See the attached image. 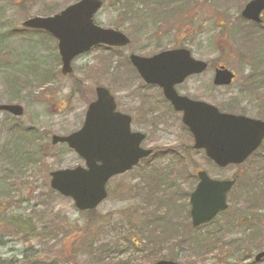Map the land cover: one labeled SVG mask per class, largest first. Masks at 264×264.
I'll list each match as a JSON object with an SVG mask.
<instances>
[{
  "label": "rangeland",
  "instance_id": "obj_1",
  "mask_svg": "<svg viewBox=\"0 0 264 264\" xmlns=\"http://www.w3.org/2000/svg\"><path fill=\"white\" fill-rule=\"evenodd\" d=\"M76 1L0 0V103L25 107L22 117L0 114V260L22 262L30 254L32 260L58 264H148L161 258L245 264V253L251 258L264 250V183L251 185L247 179L255 177L264 145L241 166L216 168L193 148L181 115L165 103L146 102L153 90L128 56L189 48L210 69L183 83L188 95L264 119V24L256 27L242 18L250 0H104L98 22L121 29L132 42L117 51L95 48L74 60L73 73L63 74L58 42L21 28L31 16H47ZM221 65L237 76L230 86L213 85L215 68ZM251 77L250 85L245 80ZM98 85L109 87L119 108L132 114L133 128L148 134L145 147L172 156L146 158L133 171L113 177L108 198L95 210L80 212L70 197L51 188L50 173L82 162L64 144H52V136L81 127ZM20 156L31 162L22 165ZM199 169L218 179L244 177L229 194V209L204 228L193 227L187 217ZM253 200L259 205L257 218L248 208ZM222 228L219 239L226 241L221 248L210 237ZM205 235L204 246L196 249L193 239ZM236 245L242 254L238 259Z\"/></svg>",
  "mask_w": 264,
  "mask_h": 264
},
{
  "label": "water",
  "instance_id": "obj_2",
  "mask_svg": "<svg viewBox=\"0 0 264 264\" xmlns=\"http://www.w3.org/2000/svg\"><path fill=\"white\" fill-rule=\"evenodd\" d=\"M102 7L100 0H81L61 13L50 17H32L24 25L44 29L59 41L62 73L72 71L75 56L89 51L96 44L126 46L130 38L119 30L102 28L95 24L94 14ZM244 19L262 22L264 0H251L242 10ZM134 66L149 84L163 88L175 109L183 112L182 122L193 133L195 149L205 150L216 164L225 167L241 164L260 147L264 138V120L244 115L221 112L214 105L201 100L180 96L175 85L186 77L202 73L207 63L191 56L187 48L171 49L150 58L130 56ZM235 78L225 66L216 69L214 83L230 84ZM97 100L90 103L83 127L66 136H52L53 144L66 143L77 155L85 159L86 166L62 168L51 172V187L71 197L76 207L91 210L107 197L106 184L114 175L133 169L143 157L151 153L142 149L145 134L131 131L130 116L116 111V103L109 89L98 86ZM22 116L24 107L11 103L1 104L0 112ZM200 181L191 194V218L194 226L210 222L227 209V194L235 179H213L200 171ZM264 257V251L255 260ZM152 264H182L173 260H159Z\"/></svg>",
  "mask_w": 264,
  "mask_h": 264
},
{
  "label": "flooded vegetation",
  "instance_id": "obj_3",
  "mask_svg": "<svg viewBox=\"0 0 264 264\" xmlns=\"http://www.w3.org/2000/svg\"><path fill=\"white\" fill-rule=\"evenodd\" d=\"M264 17V11L262 12V21H263V18ZM247 21H249V22H252V23H254L255 24V26L257 27H260V26H262V24H264V21L263 22H257V23H255V22H253V21H250V20H247ZM246 58H248V56L246 57ZM260 64H262V63H260ZM247 65H250V66H256V65H258V64H253V63H250V62H247ZM216 69H217V67L215 68V71H216ZM260 69H264V64H262V66H261V68ZM215 71H214V73H215ZM254 74L255 75H257V78H259L260 77V73L258 74V73H256V72H254ZM198 75H201V74H198ZM196 76V75H195ZM253 77H251V78H247L245 81L246 82H248L249 81V79H252ZM257 78H255V80H258ZM214 80V79H213ZM184 83V82H183ZM250 85L251 84H253L254 82L253 81H249L248 82ZM247 83V84H248ZM257 83V82H256ZM213 85H214V83H213ZM258 85V84H257ZM261 85H263L262 83H261ZM182 86H183V84H181V85H177L176 86V90H178V92L180 93V94H182V95H187V96H189V97H191L190 95H188V90L186 91L185 89H182ZM215 87H227V86H219V85H214ZM258 86H260V85H258ZM244 87H246L245 85H244ZM150 88V90L152 89L153 90V92H151L150 93V95L148 94L147 96H146V102L149 104V103H154L155 105L157 104V105H162L163 103H165V104H167L168 105V108H169V110L170 111H173V112H175V113H177V114H179V115H181V117H182V113L181 112H178V111H176L174 108H173V106H172V103L170 102V101H168L167 100V98L165 97V95H164V92H163V90H161L158 86H151V87H149ZM185 92H187V93H185ZM192 98V97H191ZM192 99H199V100H203V99H201V98H198V97H195V98H192ZM156 101V102H155ZM203 101H205V100H203ZM207 101V100H206ZM216 106V105H215ZM218 107V106H217ZM219 108V107H218ZM264 108V107H263ZM262 108V110H264ZM219 109H223L222 111H224V112H228V111H231V110H227V109H225L224 107H221V108H219ZM121 110V109H120ZM122 111V110H121ZM151 113V112H150ZM132 115V114H131ZM132 120H133V116H132ZM146 134V133H145ZM148 140V134H146V139L144 140V141H147ZM149 149H151L152 150V152H151V154L149 155V157H146V158H149L150 160H153L154 159V157H165V155H167L168 153H169V155H170V157L172 156L171 155V153L170 152H165V153H163V151L161 152V154L159 155V151H158V148L157 147H149ZM145 158V159H146ZM144 159V160H145ZM264 159V157L262 158V160ZM230 166H227V167H224V168H229ZM216 168H219V167H216ZM221 168V167H220ZM219 168V169H220ZM223 169V168H222ZM199 170H201V169H199ZM198 170V171H199ZM133 171V170H132ZM127 173V172H126ZM124 174V173H123ZM198 177H197V183H198V181H199V175H198V172H197V174H196ZM213 177V176H212ZM214 178V177H213ZM216 178V177H215ZM214 178V179H215ZM236 179V183H235V187H237L239 184V180H238V178H237V176L235 175V176H233V177H231L230 179ZM224 179H228V178H224ZM196 183V184H197ZM247 185H249L248 183H247V181L245 182ZM234 187V188H235ZM233 188V189H234ZM232 189V190H233ZM231 190V191H232ZM191 193V192H190ZM189 193V194H190ZM231 193V192H230ZM229 193V194H230ZM189 200H190V198H189ZM228 203H229V199H228ZM190 206V205H189ZM223 212H221L219 215H217V217H219L221 214H222ZM217 217H215V219H213L210 223H206V224H203V225H201L200 227H202V228H204V227H207V226H210L213 222H215V220H217L218 218ZM243 224V223H242ZM250 225V224H249ZM204 226V227H203ZM233 226H238L237 224H233L232 225V227ZM241 226V225H240ZM159 227V226H158ZM200 227H198V228H200ZM225 227H229V226H225ZM224 241H226V240H224ZM224 241H220L219 243H216L219 247H221L222 248V245H223V243H224ZM226 243V245L225 246H228V243L227 242H225ZM236 247H237V245L234 247V250L236 249ZM221 248H220V250H221ZM232 248V247H231ZM217 249H218V247H217ZM222 251V250H221ZM263 251V250H262ZM261 251H259V252H257L256 253V255L258 254V253H260ZM239 253V251H237V250H235V255H236V257H237V259H238V257L239 256H241L242 257V254H238ZM256 255L255 256H252L251 258H250V256L249 255H247V253H245V255H244V257L246 258L247 256V258H246V263L245 264H253L252 262L254 261V264H256V263H261V262H264V257L263 258H261L260 260H255V258H256ZM242 258L241 259V262L242 261H245V258ZM161 259H167V260H169V259H172V260H175V261H178L177 259H175V258H161ZM244 259V260H243ZM251 259L253 260L252 262H251ZM179 262V261H178ZM239 263V262H238ZM227 264H235V262H232V263H227Z\"/></svg>",
  "mask_w": 264,
  "mask_h": 264
},
{
  "label": "trees",
  "instance_id": "obj_4",
  "mask_svg": "<svg viewBox=\"0 0 264 264\" xmlns=\"http://www.w3.org/2000/svg\"><path fill=\"white\" fill-rule=\"evenodd\" d=\"M128 1V3H130V0H127ZM143 2H144V0H142ZM168 1H170V2H172V0H168ZM180 3L182 4V5H180V7L181 6H185V4L182 2V1H180ZM33 31V30H32ZM37 32V31H36ZM36 134H34L33 136H35ZM35 140H36V137L34 138ZM263 148V147H262ZM20 150V149H19ZM261 150L262 149H260V150H258V152H256L255 154H253L252 155V157L253 156H255L256 154H258L259 152L261 153ZM9 156H11V157H13L12 155H9ZM264 157V155H262V157H261V160L260 159H257V161H256V171H253L252 173V175H255V177H253L252 175V179H250V176H248V178L247 179H249V183L252 185L253 184V182H255V181H260V182H262V183H264V159L262 160V158ZM252 159V158H251ZM21 163H22V165L24 164V163H30L31 161H30V158L28 157V160L27 161H23V159L21 158V156H20V160H19ZM14 162V161H13ZM14 167L16 168V169H18V170H20V163H18L17 161H15L14 162ZM256 173V174H255ZM259 174H261V175H259ZM237 178H238V180L240 181V179H242V181H244L243 180V176H240V177H238L237 176ZM247 181V180H246ZM257 199H259V198H257ZM189 201V200H188ZM249 207L248 208H251L250 209V212H253V215L256 213V215H255V218H257V217H259L258 216V214H257V210H258V207H259V205L257 204V202H255L254 200H253V202L251 203V204H249L248 205ZM189 216H190V214H189V211H188V214H187V217L189 218ZM156 225H158L159 226V224L157 223ZM251 227H254V228H252V229H255L254 230V232L255 231H257V227H255V226H251ZM223 228H222V230L221 231H218V232H216V233H214L211 237H210V240H211V242H215V243H219L220 242V237H221V235H222V232H223ZM175 236H177V237H179L178 236V234L177 235H175ZM174 236V237H175ZM256 236V238L257 239H260V237L262 236V234L261 233H258L257 235H255ZM150 237V236H149ZM207 239V235H205L204 237H196V238H194L193 239V244L195 245V248L196 249H198V250H200L203 246H204V244H205V240ZM213 239V240H212ZM217 248V247H216ZM31 255L32 256H35V254L34 253H31ZM0 264H58L56 261L55 262H53V261H50V262H47V260H45V259H43V258H39V259H35V260H32V259H30V254H28V256H25V258H24V260L22 261V262H20V260H18V261H14V260H9V261H7L6 263H5V261H1L0 260Z\"/></svg>",
  "mask_w": 264,
  "mask_h": 264
}]
</instances>
